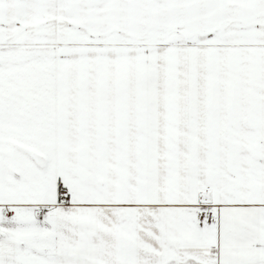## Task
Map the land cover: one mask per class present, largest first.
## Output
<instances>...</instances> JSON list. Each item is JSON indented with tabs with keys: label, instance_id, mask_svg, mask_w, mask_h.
<instances>
[{
	"label": "snow or ice",
	"instance_id": "obj_1",
	"mask_svg": "<svg viewBox=\"0 0 264 264\" xmlns=\"http://www.w3.org/2000/svg\"><path fill=\"white\" fill-rule=\"evenodd\" d=\"M0 264H264V0H0Z\"/></svg>",
	"mask_w": 264,
	"mask_h": 264
}]
</instances>
